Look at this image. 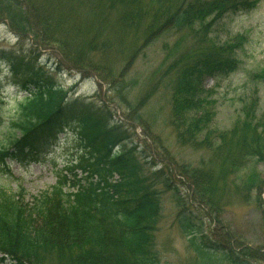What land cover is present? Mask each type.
<instances>
[{
	"label": "trees",
	"instance_id": "trees-1",
	"mask_svg": "<svg viewBox=\"0 0 264 264\" xmlns=\"http://www.w3.org/2000/svg\"><path fill=\"white\" fill-rule=\"evenodd\" d=\"M259 1L76 0V7L65 10L69 0H0V23L18 44L30 42L24 50L0 48V66L25 93L6 119L0 96V166L6 159H46L43 149L70 130L80 150L79 157L56 169L50 189L30 203L21 191L0 186V264H170L155 246L161 188L172 191L175 221L186 235L185 264H264V112L258 110L257 90L247 95L233 124L221 130L214 123L217 101L205 88L207 78L237 70L246 36L227 33L228 39H221L220 34L232 16L251 11ZM106 26L115 30V40L99 43V27ZM166 33L194 39L178 47L180 37L166 56L170 61L167 57L181 52L164 69L175 142L209 154L192 164L173 160L146 174L133 155L136 148L124 147L128 126L111 105L70 98L33 53L55 47L65 68L93 73L122 95L133 59ZM96 49L100 63L88 56ZM115 50L114 58L130 55L119 71L108 57ZM249 77L264 84V70ZM123 101L128 122L144 121L142 104ZM184 185L187 196L180 190ZM238 207L256 210L253 225L260 236L244 235L242 217H234Z\"/></svg>",
	"mask_w": 264,
	"mask_h": 264
},
{
	"label": "rangeland",
	"instance_id": "rangeland-1",
	"mask_svg": "<svg viewBox=\"0 0 264 264\" xmlns=\"http://www.w3.org/2000/svg\"><path fill=\"white\" fill-rule=\"evenodd\" d=\"M70 6L76 7V0H69L68 3L63 4L65 10H69ZM79 8H84L83 4ZM80 11L79 17L84 18L86 24L90 23L87 21V15L83 16L85 9H80ZM226 24L227 27L220 34L221 39H228L227 33L230 35L238 33L244 34L247 40L238 53L240 61L236 71L226 76L207 78L205 81V88L211 92L210 98L217 101L214 123L221 130L229 128L233 124L234 118L240 113L239 109L243 101L255 90H257L259 98L258 110L261 113L264 112V84L252 82L249 77L254 72L264 70V0H260L251 11L232 16ZM87 26L88 24L85 27ZM92 29L95 30V28ZM115 34V30L111 26H106V29L99 27L96 40L99 43L110 42V40H115ZM180 35L181 33H166L165 36L156 37L144 48V51L133 59L127 74L124 75L126 88L122 95L112 92L107 85L101 84L93 73L83 76L80 72L65 68L63 58L55 47L46 48L44 51L35 50L33 54L47 71L53 73L52 75L58 83L69 91L70 98H85L97 103L103 101L111 105L116 118L122 121L124 126H128L129 139L126 140L124 147L134 146L136 148L133 155L143 164L144 172L149 174L154 169L164 167L167 162L174 160L177 163L192 164L200 157H207L209 154L205 148L195 149L177 145L175 135L169 125L171 85L164 75V69L168 67L172 58L181 52H174L173 57H167L170 61L166 59V56L171 45L180 37L183 38V43L178 47L190 45L194 41L193 38ZM29 44L30 42L27 40L18 44L15 34L9 31L7 24L0 23V48L12 51L23 47L24 50ZM70 47H73V41H71ZM96 51V53L90 52L88 56L92 61L100 63L101 51L99 49ZM116 51L111 54L108 52V57L116 61V68L119 71L124 66L126 68L125 63L130 55L127 58L126 55L121 56L122 53H120L114 58L113 54ZM57 67L58 69L54 72L52 69ZM5 69V65L2 64L0 66V96L3 119L8 116L11 118L14 115L16 104L25 95L20 87L12 85L9 72ZM123 97L134 106L142 104L138 107L144 121L128 122L126 114L129 109L124 103ZM141 100L143 102H140ZM2 132L3 129L0 126V141ZM71 134V130L64 136L60 134L58 141L45 147L42 154L46 156V159H41L39 162L6 159V165L0 166V186L12 192L21 191L25 202L28 203L33 201V198L39 197L43 191L50 189L56 181V169H61L63 165L80 156L79 145L73 140ZM261 169L264 172V167ZM176 180H172V184L174 182L175 185ZM180 190L184 196H187L190 191L185 185L181 186ZM171 195L172 191L161 188V218L154 233L155 246L163 261L170 264H185L189 256L186 235L181 234L179 223L175 221L177 207L172 201ZM190 209L193 211L192 207ZM198 215L199 213L195 214L196 217ZM238 216L242 217L243 227L241 230L245 236L248 234L251 235V238L260 236L259 230L253 225L256 224L254 223L257 218L256 210L238 207L234 217ZM202 222L205 223V226L210 224L205 219H202Z\"/></svg>",
	"mask_w": 264,
	"mask_h": 264
}]
</instances>
